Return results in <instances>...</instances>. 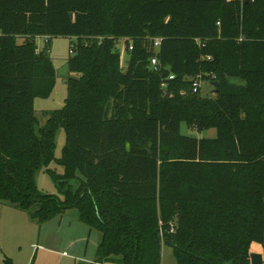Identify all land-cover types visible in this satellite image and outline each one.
Returning <instances> with one entry per match:
<instances>
[{"label": "trees", "instance_id": "1", "mask_svg": "<svg viewBox=\"0 0 264 264\" xmlns=\"http://www.w3.org/2000/svg\"><path fill=\"white\" fill-rule=\"evenodd\" d=\"M57 37L66 98L39 127ZM203 80L213 97L193 92ZM51 164L61 199L35 184ZM0 201L38 224L76 211L97 262L159 264L162 239L176 264H250L253 244L264 264V0H0Z\"/></svg>", "mask_w": 264, "mask_h": 264}, {"label": "rangeland", "instance_id": "2", "mask_svg": "<svg viewBox=\"0 0 264 264\" xmlns=\"http://www.w3.org/2000/svg\"><path fill=\"white\" fill-rule=\"evenodd\" d=\"M18 42L20 43L21 40H18ZM71 42L72 40L68 37H57V38H53L50 41V45L48 47V55L51 60L52 66L54 67L55 70V84L49 97L44 99L35 98L33 101L34 116L37 119L39 127H43L45 124V120H46L45 113L58 110L62 108L64 105V100L66 98L65 79L60 75H58V72L61 71L63 67L66 65V61L70 56L69 51H70ZM35 43L38 50H41L42 48H44L45 40L44 38L42 39L37 38L35 40ZM117 48L121 55V61L123 64L127 60V52L125 50V44L123 40H120L118 42ZM122 68L124 69V64L122 65ZM198 83H199L198 91L200 95L213 97L212 93L214 91V87L210 84V82L203 80V81H198ZM180 134L195 139L216 138L215 129L196 130L188 127L184 123H182L180 126ZM64 145H65V132L62 128H59L55 134L54 156L56 158L61 157L62 149ZM63 172H64L63 168L55 164H51L47 168H43L37 171L34 177L37 189L41 193L54 195L57 196L59 199H61L62 196L59 192V188L57 186V182H56L57 180L55 176L62 175ZM1 205L2 204H0V206ZM6 207L7 208H5V211L9 213L12 211L11 209H13L9 206ZM19 217H27V216L21 215ZM28 218L30 219V217ZM11 220L12 219L10 218L7 220V222H4V215H0V249L2 248V246H5L6 248H10V249H18V246L20 244L17 241L15 242L13 241L14 239L13 236L22 238L25 249H30V246L36 247L37 244L36 242L38 236L40 235L39 234V231L41 229L40 225L34 221L28 222V220H26L27 221L26 223H23L18 218L15 219V222H12ZM27 232H30V235L27 236ZM92 235H95L94 237H97L100 234H98V232L96 231H93ZM89 239H90L89 246L92 247L93 237H89ZM250 252L262 253V249L258 245L253 244L251 246ZM33 255H34V251L31 249V253L29 256L31 258L30 261L32 260L31 256ZM18 256L22 257V255H18ZM70 263L71 262L69 261L68 264ZM0 264H5L1 256H0ZM159 264H176L172 247L168 245L166 242H164L162 239L160 240V247H159Z\"/></svg>", "mask_w": 264, "mask_h": 264}, {"label": "crops", "instance_id": "3", "mask_svg": "<svg viewBox=\"0 0 264 264\" xmlns=\"http://www.w3.org/2000/svg\"><path fill=\"white\" fill-rule=\"evenodd\" d=\"M70 75L74 76V74ZM0 204H2L0 215H4V222H7L10 218L12 222H15L16 218L23 223H26V220L33 222L28 218L29 215L26 212L20 211L6 202L0 201ZM6 206L13 208L10 213L5 211ZM21 215L27 217H19ZM39 225L41 229L36 247L30 246V249H25L22 238L12 235L13 241H17L20 245L18 249L2 246L0 249L2 260L5 262V259L10 258L11 264H68L69 261L70 264H119L116 261L97 262L96 250L100 235L94 237L95 235H92V232L96 230L89 229L88 226L79 222L77 213L73 210H68ZM28 235H30V232H27ZM89 237H93L92 247L89 246ZM31 249L34 251V255L31 256L32 260L30 261ZM18 255H22V257Z\"/></svg>", "mask_w": 264, "mask_h": 264}, {"label": "water", "instance_id": "4", "mask_svg": "<svg viewBox=\"0 0 264 264\" xmlns=\"http://www.w3.org/2000/svg\"><path fill=\"white\" fill-rule=\"evenodd\" d=\"M69 73V66L66 64L61 71L58 72V75L65 78ZM214 87V93L216 94L218 91V83H212L211 84ZM250 258V264H263V255L262 253H255L251 252L249 255Z\"/></svg>", "mask_w": 264, "mask_h": 264}, {"label": "built area", "instance_id": "5", "mask_svg": "<svg viewBox=\"0 0 264 264\" xmlns=\"http://www.w3.org/2000/svg\"><path fill=\"white\" fill-rule=\"evenodd\" d=\"M44 40H45V43H46L47 42V38H44ZM158 46H159V40H156L154 42V44H153L154 50H156L158 48ZM131 49H132V46L129 47V50H131ZM37 50H38V48H37ZM71 52L72 51L70 50L69 53H71ZM150 66H151L153 72H159L160 67H159V63H158V60H157L156 57L153 56V57L150 58ZM169 78L172 79L173 77L170 76ZM198 88H199L198 81H194V83H193V92H197Z\"/></svg>", "mask_w": 264, "mask_h": 264}]
</instances>
